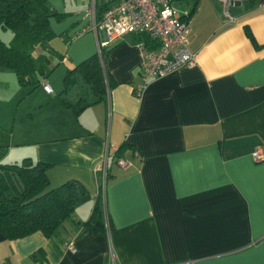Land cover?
Listing matches in <instances>:
<instances>
[{"label": "crops", "instance_id": "1", "mask_svg": "<svg viewBox=\"0 0 264 264\" xmlns=\"http://www.w3.org/2000/svg\"><path fill=\"white\" fill-rule=\"evenodd\" d=\"M102 1L49 0L64 14L48 18L54 34L34 50L52 54L37 84L0 66V163L44 160L49 185L77 177L90 191L54 234L0 229V264H109V247L119 264H264V159L250 154L264 147V0L232 2V17L220 0H172L189 19L195 63L137 94L144 33L124 32L100 47L108 99L76 114L56 94L65 70L99 51L104 30H79ZM107 139L131 163L110 160L102 188ZM99 193L111 227L82 233Z\"/></svg>", "mask_w": 264, "mask_h": 264}, {"label": "trees", "instance_id": "2", "mask_svg": "<svg viewBox=\"0 0 264 264\" xmlns=\"http://www.w3.org/2000/svg\"><path fill=\"white\" fill-rule=\"evenodd\" d=\"M106 4L108 0H103L96 6L97 20ZM51 6L49 0H0V26L13 30L10 40L0 37V66L14 68L21 84H37L50 69L52 54L47 51L35 54L34 50L45 48L54 34L48 18L64 14ZM143 38L147 36L144 34ZM105 53L97 50L63 74V85L56 96L76 114L88 105L105 100L107 88L113 86V78L104 63ZM124 145L116 146L115 152L122 154ZM31 158L24 156L18 162L0 163V229L8 238L37 229L45 235L54 234L64 218L90 195L89 188L77 177L49 185L48 162ZM100 194L83 221L82 233L106 229Z\"/></svg>", "mask_w": 264, "mask_h": 264}, {"label": "built area", "instance_id": "3", "mask_svg": "<svg viewBox=\"0 0 264 264\" xmlns=\"http://www.w3.org/2000/svg\"><path fill=\"white\" fill-rule=\"evenodd\" d=\"M172 0H108L105 5L103 15L99 20L95 16L83 24L79 31L86 29H103L105 36L98 39L97 45L99 52L101 46L109 41L121 36L124 32L134 31L144 33L147 39L141 38L136 41L140 55V72H142L141 81L137 83L135 90L140 93L146 86L150 78L161 76L174 70L180 64H193L196 61L195 52L188 44L189 38V19L183 17L181 13L171 4ZM224 6V13H229V4L234 0H220ZM154 40L155 43L150 41ZM44 88L51 90L47 79L43 82ZM110 88H107L106 98L108 99ZM112 146L113 151H111ZM104 152L98 160L97 167L102 174L101 187H103L108 177V168L110 160L115 161L120 166H128L131 161L122 154L115 152L116 146H113L109 139L104 145ZM255 160L264 159V147L257 146L250 151ZM108 218H105L108 225ZM109 226V225H108ZM73 237L64 241L66 248H73ZM109 264H119L116 254L109 247Z\"/></svg>", "mask_w": 264, "mask_h": 264}, {"label": "rangeland", "instance_id": "4", "mask_svg": "<svg viewBox=\"0 0 264 264\" xmlns=\"http://www.w3.org/2000/svg\"><path fill=\"white\" fill-rule=\"evenodd\" d=\"M12 32H13V30L11 28H9L8 26L7 27L0 26V37L2 39H4L5 41L10 40ZM3 127H5V126H0V132H3V131H1L4 129Z\"/></svg>", "mask_w": 264, "mask_h": 264}, {"label": "water", "instance_id": "5", "mask_svg": "<svg viewBox=\"0 0 264 264\" xmlns=\"http://www.w3.org/2000/svg\"><path fill=\"white\" fill-rule=\"evenodd\" d=\"M240 2V0H234V3H239Z\"/></svg>", "mask_w": 264, "mask_h": 264}]
</instances>
